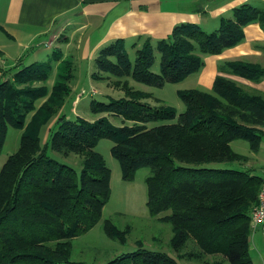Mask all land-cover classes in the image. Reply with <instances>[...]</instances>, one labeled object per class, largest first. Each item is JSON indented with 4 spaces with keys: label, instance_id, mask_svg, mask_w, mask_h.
<instances>
[{
    "label": "trees",
    "instance_id": "obj_1",
    "mask_svg": "<svg viewBox=\"0 0 264 264\" xmlns=\"http://www.w3.org/2000/svg\"><path fill=\"white\" fill-rule=\"evenodd\" d=\"M253 21L264 24V12L244 4L234 8L231 18H222L214 31L182 23L154 44L149 38L141 40V46L134 43L133 60L122 40L102 47L94 58L92 76L102 72L124 79L120 82L127 96L97 101L92 111L114 110L130 123L116 126L106 117L64 118L49 130L43 144L40 129L68 97L70 90L64 84L69 74L51 87H24L47 80L49 63L23 65L22 55L11 68L0 64V151L8 126L22 131L18 149L0 169V264H90L70 257L73 239L100 220L109 198L110 169L94 149L101 138L112 140L111 154L124 179H133L139 167L149 168L145 177L148 211L170 223L169 245L178 252L174 257L140 246L104 264H180L177 258L189 241L195 244V251L187 253L190 257L213 254L230 264H253L249 213L264 178L249 168L212 164H242L248 159L232 149L234 140H245L252 153L259 149L264 95L216 75L211 92L177 90L184 104L177 113L169 105H148L142 99L150 95L126 82L132 78L155 87L181 82L203 67L200 54H216L237 44L244 25ZM156 53L158 73L151 70ZM226 66L251 80L264 76L260 65L227 62ZM49 150L83 155L80 170L59 162ZM103 229L121 243L129 233L128 226L120 228L109 218ZM222 263V259L207 262Z\"/></svg>",
    "mask_w": 264,
    "mask_h": 264
},
{
    "label": "crops",
    "instance_id": "obj_2",
    "mask_svg": "<svg viewBox=\"0 0 264 264\" xmlns=\"http://www.w3.org/2000/svg\"><path fill=\"white\" fill-rule=\"evenodd\" d=\"M244 4L264 12V0H0V25L4 29L0 34L17 44V58L11 65L32 43L30 62L23 65L44 61L49 46H61L64 51L61 60L71 56L93 62L98 51L111 42L122 40L125 48L134 51V43L149 38L154 44L167 38L178 24L190 23L206 32L214 31L222 18H231L234 8ZM6 47L0 46V57ZM200 55L203 67L180 82L189 83L184 89L211 92L215 76L224 75L264 95V76L251 80L234 74L226 66L227 62H242L264 67L263 23L245 24L240 42L216 54ZM92 73L88 72L90 78ZM261 130L259 149L252 153L247 147L245 155L251 156V170L264 178V123ZM239 147V151L243 148L246 151L243 145ZM255 230L260 233H251L250 250L264 240L260 227Z\"/></svg>",
    "mask_w": 264,
    "mask_h": 264
},
{
    "label": "rangeland",
    "instance_id": "obj_3",
    "mask_svg": "<svg viewBox=\"0 0 264 264\" xmlns=\"http://www.w3.org/2000/svg\"><path fill=\"white\" fill-rule=\"evenodd\" d=\"M141 41L138 46H141ZM0 46L6 47L7 51L0 57V64L4 69L11 68L15 59V54L18 52L17 44L12 43L4 34H0ZM48 54L44 61L49 63L50 69H48V78L45 81H35L30 84L24 85V87H34L45 85L51 87L52 84L64 77L66 73L69 74V78L65 80V86L70 90L68 97L64 104L58 108L48 121L40 129V143L43 144L47 137L49 130L55 127L57 122L65 119L74 120L75 118H83L89 121L97 120L101 117H106L109 123L120 126L122 124H129L130 122L123 120V118L114 110L111 111H99L94 113L92 109L97 106V101L108 102L111 99H118L127 94H124L123 87L120 81L124 79H117L113 75L108 73H96V76L90 75L88 72L94 71V60H81L72 59L71 56L68 59L61 60L62 53L64 51L61 46H49ZM34 50V43L30 45L28 49L22 52L23 63L30 62V55ZM131 60L134 59V51L129 47L126 48ZM70 54L72 51H66ZM0 56H2L0 54ZM18 60V59H17ZM16 60V62H17ZM69 61L67 64L66 62ZM37 62V61H35ZM78 63V65L76 64ZM69 69V71H68ZM231 71V68H229ZM10 70V72H12ZM151 70L155 73L159 72V55L156 53L155 63L152 65ZM7 73L10 76L11 73ZM232 72V71H231ZM87 74V77H86ZM92 75V74H91ZM77 78L80 80L77 81ZM127 85L133 90L145 93L146 96L142 101L146 102L152 107H158L160 105H169L175 108L177 113L184 110V104L177 95V90L184 89L189 86L187 80L180 83L166 82L161 87H155L146 85L142 82L135 81L132 78L126 79ZM40 101V100H39ZM36 106H39V102ZM30 114L28 115V118ZM22 131L20 129L8 126L6 139L2 150L0 151V169L7 156L12 154L18 149L19 141ZM113 142L109 138H101L96 147L104 158L107 167L110 169V194L107 202L102 209V215L100 220L86 233L75 237L72 241V260H84L90 264H104L107 261L115 258L116 256L136 250L138 247L143 246L149 250L163 251L171 256H178V252L172 250L169 245V239L171 237V225L168 222H162L157 220L155 216H151L147 207V189L145 183V177L149 174V168L139 167L133 179L126 180L122 177L119 162L111 154V147ZM243 145L246 147L239 151ZM232 149L243 154L247 153L248 143L245 140H236L232 144ZM48 153L56 158L59 162L73 167L76 171L80 170L81 160L83 155L76 153H69L61 155L57 152L49 150ZM249 153V152H248ZM245 162V163H244ZM242 164L239 162H232L228 164H212L214 167H232L237 169L246 170L251 169L253 161L251 156L248 155V159ZM111 219L120 228L129 227V233L126 236V241L121 243L115 239L109 238L103 229V223L105 219ZM250 224L251 233L258 232L259 230L253 229ZM254 230V231H253ZM260 233V231H259ZM264 237V236H263ZM262 238V235H261ZM263 239V238H262ZM260 250L264 251V240L260 241L259 247H254L250 250L253 264H264V253L260 254ZM195 251V244L189 241L187 246L182 249L181 257L177 258L180 264H207V262L223 260L222 264H230L227 258L221 255L205 254L200 257L188 256V252Z\"/></svg>",
    "mask_w": 264,
    "mask_h": 264
},
{
    "label": "built area",
    "instance_id": "obj_4",
    "mask_svg": "<svg viewBox=\"0 0 264 264\" xmlns=\"http://www.w3.org/2000/svg\"><path fill=\"white\" fill-rule=\"evenodd\" d=\"M249 216L253 229L260 227L264 236V182L259 190L257 203L250 210Z\"/></svg>",
    "mask_w": 264,
    "mask_h": 264
}]
</instances>
